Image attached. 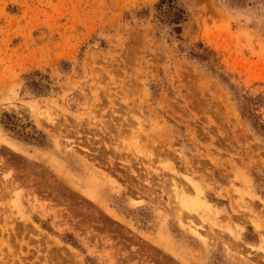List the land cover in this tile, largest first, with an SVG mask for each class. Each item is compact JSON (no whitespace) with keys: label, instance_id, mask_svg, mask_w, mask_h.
I'll use <instances>...</instances> for the list:
<instances>
[{"label":"rangeland","instance_id":"374dc122","mask_svg":"<svg viewBox=\"0 0 264 264\" xmlns=\"http://www.w3.org/2000/svg\"><path fill=\"white\" fill-rule=\"evenodd\" d=\"M161 2L0 0V264H264V0Z\"/></svg>","mask_w":264,"mask_h":264},{"label":"trees","instance_id":"16d2710c","mask_svg":"<svg viewBox=\"0 0 264 264\" xmlns=\"http://www.w3.org/2000/svg\"><path fill=\"white\" fill-rule=\"evenodd\" d=\"M159 8L161 10V15L167 17L168 22L173 25L180 24L184 19L183 12L174 6V0H162Z\"/></svg>","mask_w":264,"mask_h":264},{"label":"bare ground","instance_id":"6f19581e","mask_svg":"<svg viewBox=\"0 0 264 264\" xmlns=\"http://www.w3.org/2000/svg\"><path fill=\"white\" fill-rule=\"evenodd\" d=\"M34 157H35V156H34ZM36 159H38V157H36ZM39 159H40V157H39ZM39 159H38V160H39ZM41 159H42V158H41ZM40 162H41V161H40ZM41 163H42V162H41ZM43 164H44V163H43ZM47 164H49V162H48ZM50 164H51V163H50ZM50 164H49V166H50ZM40 165H41V164H40ZM51 166H53V164H52ZM56 167H57V166H56ZM56 167H55V168H56ZM55 168H54V169H55ZM57 168H58V167H57ZM58 170H59V169H58ZM59 172H60V171H59ZM54 173H55V172H54ZM58 175H59V174H58ZM63 178H64V177H63ZM60 179H61V178H60ZM57 180H58V179H57ZM69 180H70V179H69ZM71 181H72V180H71ZM74 183H75V182H74ZM89 183H90V185L93 186L94 188L96 187V185H95L94 183H92V182H89ZM78 184H79V183H78ZM78 184H76V185H78ZM199 197H200V196H199ZM199 197H197V198H198L197 200H198V202L201 204V202L199 201V200H200ZM182 198H183V197H182ZM181 200H182V199H181ZM185 200H187V198H186ZM185 200H183V202H184ZM201 200H202V199H201ZM206 201H207V200H204V202H202V204L205 205L206 208H210V207H209L210 204H209L208 202H206ZM181 202H182V201H181ZM183 202H182V203H183ZM185 202H186V201H185ZM189 202H191L190 205H192V201L189 200L188 203H189ZM195 202H196V201H195ZM193 204L195 205L196 203H194V201H193ZM203 205H202V206H203ZM192 206H193V205H192ZM186 207H187V206H186ZM193 209H194V207H193ZM195 209H196V208H195ZM213 212H214V211H213ZM180 220H181V219H180ZM190 226H191V225H190ZM189 228L191 229L192 227H189ZM193 229H194V228H193ZM195 229H196V228H195Z\"/></svg>","mask_w":264,"mask_h":264}]
</instances>
